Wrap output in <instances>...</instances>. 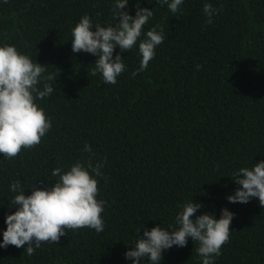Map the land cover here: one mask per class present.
I'll return each instance as SVG.
<instances>
[{
	"label": "trees",
	"instance_id": "obj_1",
	"mask_svg": "<svg viewBox=\"0 0 264 264\" xmlns=\"http://www.w3.org/2000/svg\"><path fill=\"white\" fill-rule=\"evenodd\" d=\"M206 3L218 10L211 24ZM115 4L0 0V46H14L57 78L52 94L36 100L52 124L41 143L14 159L0 154V243L7 215L17 210L11 201L19 193L10 191L17 180L29 196L58 181L54 168L63 174L77 162L85 168L103 162V176L90 175L98 180L96 198L106 202L103 232L66 230L58 244L42 243L31 256L27 245H9L0 248V264H133L125 253L138 235L156 226L177 229L176 216L192 201L202 206L192 219L204 213L219 219L225 208L235 214L214 264H264V208L256 198L226 199L240 187L233 173L264 160V0H183L175 14L157 0H129L121 11L154 14L129 52L115 49L125 71L112 85L91 75L98 57L73 53L71 40L85 15L93 31L114 25ZM157 26L164 42L133 78L139 42ZM198 247L189 237L187 246L164 251L160 264H202Z\"/></svg>",
	"mask_w": 264,
	"mask_h": 264
},
{
	"label": "clouds",
	"instance_id": "obj_2",
	"mask_svg": "<svg viewBox=\"0 0 264 264\" xmlns=\"http://www.w3.org/2000/svg\"><path fill=\"white\" fill-rule=\"evenodd\" d=\"M128 3L129 0H116L114 25L101 27L96 24L93 31L92 20L85 15L72 30L73 53L84 52L98 57L91 75L102 74L107 84L115 85L117 77L125 71L121 55L117 54L113 59L117 46L121 53L129 52L141 37L143 26L154 14L153 10L139 7L136 8L135 17H132L128 11H121L127 8ZM157 3L162 6L166 4L175 14L183 0H157ZM203 12L211 24L212 16L218 10L206 3ZM164 39L160 26L147 31L146 38L139 42L142 60L139 68L132 73L133 78L148 68L155 57L156 46L162 44ZM201 67L196 65V70L199 71ZM45 70V66L34 63L14 46H0V154L7 159H14L22 150L38 146L52 127L50 119L36 103L37 99L42 100L52 94L54 89L50 82L57 80L51 74L45 76ZM41 83L43 90L37 87ZM84 151L91 153V146L85 143ZM102 167L103 162L93 166L89 161L87 168L77 162L63 174L61 168H54L52 175L59 177L58 181L48 190L33 188L29 196H25L19 180L13 182L10 191L19 194L11 204L17 210L5 219L7 227L0 248L9 245L23 248L27 245L25 252L31 256L42 243L58 244L66 230L89 228L97 233L103 232L102 213L106 202L96 198L98 180L90 175L91 171L95 177L103 176ZM233 176V182L240 187L233 195L226 197L228 202L247 204L256 198L264 208V160L252 168H240ZM104 179L107 180V177ZM201 207L193 201L185 203L176 216L179 227L175 230H165L160 226L144 230L143 236L138 235L135 245L125 253V258L132 260L133 264H141L145 258L149 264H160L164 251L173 246H187L190 237L199 244L196 251L202 258V264H214V258L221 255L222 246L229 242L230 225L235 214L225 208L221 210L219 219L208 213L192 219Z\"/></svg>",
	"mask_w": 264,
	"mask_h": 264
}]
</instances>
